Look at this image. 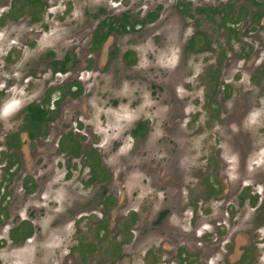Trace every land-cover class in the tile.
I'll use <instances>...</instances> for the list:
<instances>
[{"label": "rangeland", "instance_id": "374dc122", "mask_svg": "<svg viewBox=\"0 0 264 264\" xmlns=\"http://www.w3.org/2000/svg\"><path fill=\"white\" fill-rule=\"evenodd\" d=\"M10 1L0 0V8L8 7ZM120 1L48 0L50 14L44 8L34 26L30 17L22 14L12 20L14 24L0 28V89L6 91L11 86L6 77L14 73L32 76L31 88L25 91L30 97L8 99L16 91L13 89L0 98V111L12 101L4 106L0 119V209L4 213L0 264L107 262L108 256L100 254L97 246V254L86 260L84 255V259L76 258L78 243L93 246L91 229L100 220L101 186L79 191L93 205L87 208L84 202V206H77L79 215L73 220L68 219L73 211H67L68 203L62 200L66 191L76 192L87 179L82 157L68 163L59 154L50 162L53 174L47 182L53 180L55 188L44 190L42 203L37 204L35 196L22 195L25 171H18L17 178L2 173L7 153L3 142L4 136L17 130L18 115L10 114L18 111L12 108L13 102L36 101L48 82H61L60 77L47 74L44 60L48 53L61 59L67 44L84 45L96 22L93 15L116 16L130 10L132 18L140 21L156 5L155 0H126L119 5ZM180 1H192V6L199 7L222 0H202V4L198 0H162L154 22L137 27L131 34L113 36L107 44L108 59L99 65L102 69L84 75L80 97L64 98L59 103L61 120L54 126L77 120L73 135L83 148H95L99 164L113 175L107 186L108 194L116 200L111 222H122L127 212L138 209L143 221L153 222L164 209L169 212L165 222L177 225L188 239L194 226L206 225L204 244L191 242L205 245L208 256L204 264H240L242 257L243 263L264 264V211L250 205L255 192L264 187V80L251 78L253 70L264 65V29L261 33H239L236 42L226 43L225 35L203 21L200 29L210 36L213 49L188 53L184 46L197 29L192 19L173 12V4ZM30 32L40 33V38L28 48L33 42H27ZM251 48L248 57L243 56ZM126 51L134 55L132 66L123 61ZM5 54H10L7 63L3 62ZM210 72L215 74L216 83ZM137 123L147 128L135 139L131 133ZM53 133L59 136L61 130ZM26 199L35 207L42 205V212L32 223V238L14 245L8 239V229L16 226L18 216L26 217ZM215 228L220 236L217 242ZM149 232L141 234L146 242L141 250L157 243ZM113 245L116 243L110 247L112 251ZM170 249L162 254L166 261L171 258ZM128 258L125 255L124 263Z\"/></svg>", "mask_w": 264, "mask_h": 264}, {"label": "flooded vegetation", "instance_id": "af4514ba", "mask_svg": "<svg viewBox=\"0 0 264 264\" xmlns=\"http://www.w3.org/2000/svg\"><path fill=\"white\" fill-rule=\"evenodd\" d=\"M123 1L126 0H121L119 5ZM127 1L130 2L131 0ZM160 1L162 0H155L156 5L153 7V10L151 12H145L140 21L132 18L133 16L130 14V10L124 11L116 16L110 14L93 15L92 18H95L96 22L89 34L88 41L84 45L69 43L67 44V52L61 59L54 58V53H48V59L44 60L47 65V74L51 77H60L61 82L55 85L53 81L48 82L43 92L42 88L40 89L41 91L39 90L40 92L36 101H29L23 104L22 102L19 104L13 102L12 108L18 111L10 114L18 115L15 119V122L18 121V126L16 127V132L4 136L3 147L7 153L4 155L5 161L2 173L10 178H17L20 177L18 176L19 173L26 172L24 186H21L22 195L35 196L37 198L35 203H42L44 190L55 188L54 181L49 180L47 182V178L50 179L51 174H53V168L50 162L53 160L56 161L60 156L59 154L64 155L68 163L82 157V163L88 168L87 179L81 181V186L78 187L77 191H66L65 197L62 198L65 203H68L67 211H73L68 219L73 220L78 217L79 211L77 210V206H84V202L87 200L79 195V191L88 190L95 184L101 186L100 220L91 229L94 231V235L91 237L94 240L93 246L90 243L81 245L82 241L78 243V246H76L78 247L76 250V258L78 260L80 258L84 259L83 255L86 260L93 253L97 254L98 251H94L95 246L98 247L100 254L108 256L105 264H137L135 262L136 258L139 259L138 264H204L208 256L205 245L199 247L191 244L192 241L198 240L204 244L208 235L206 225L202 227L194 226L191 229L193 236L188 239L186 232L182 231L177 225L165 222L169 212L164 209L162 211L160 210L161 212L156 215L153 222L152 220L150 222L143 221L140 209L131 210L130 213L127 212L123 216L122 222H111L109 216L112 209H114L116 200L108 194L107 186L113 175L99 164L97 150L92 147L83 148L80 140L73 135L72 129L77 124V120L63 122V125L59 128H55L54 126L57 121L61 120V116L57 114L59 103L64 98L77 99L80 97L84 89L82 85L84 75H88L93 69H102L99 65L108 59L106 55L108 52L107 44L112 41L113 36L131 34L137 27L154 22L161 8L158 5ZM191 2L180 1L173 4V12L180 14L184 19H192L197 29L184 46V50L189 51L188 53L201 54L213 49V42L210 36L205 32V29H200L203 21L209 23L211 25L209 27H214L216 31L225 35L226 43L236 42L239 33L242 35L250 34L252 31H259L261 33L262 31L260 30L264 29V0H222L216 3V5L213 3L202 4V0H198L202 4L199 7L196 5L192 6L193 2ZM44 8H47L45 11L50 14L51 8L49 7L48 0H11L8 7L0 8V28H3L6 23L14 24L12 20H18V17L22 14L28 15L30 17L29 23L34 26L39 21V18L41 19L40 16ZM123 28L124 32L122 31ZM28 36L29 39L27 42L33 41L28 44L29 48L40 38V33L30 32ZM197 43H199L198 46ZM251 50L252 48L243 56L248 57ZM9 57L10 54H5L3 62H9ZM122 57L127 66L134 65L135 59L131 51L124 52ZM257 59L256 56L253 58V61L257 62ZM30 67H34V64H31ZM214 72L216 74V70ZM215 74L210 72V76H213L211 79L216 83L217 79ZM218 74L219 70L217 67ZM251 78L264 80V65L257 66L253 70ZM31 79L32 76L28 74L24 77L16 73L12 74V76H7L6 80L11 86L6 91L3 88L0 89V98L4 93L13 89L16 91L8 99H24V95L30 97L29 92L25 94V91L31 88L29 84ZM21 83L23 84V89ZM15 84H19V86ZM54 95L55 99L52 100ZM31 97H33L32 93ZM9 102L12 103L11 100H8ZM6 105H4L5 108ZM4 106H2L0 111V119L5 114L3 113ZM32 107H38L39 110L43 111L45 115L42 120H31L30 109ZM137 124L144 125L146 130V124ZM54 129H60L61 135L58 136L53 133ZM89 132L94 134L91 129H89ZM132 137L137 139L141 136L132 135ZM71 168H74V165H71ZM18 171L19 173L16 174ZM68 177L69 174L65 176L67 180ZM83 183L85 186L82 185ZM3 184L7 185L9 183ZM255 194L257 196L251 198L250 205L264 211V187L261 192H255ZM86 204L88 208L93 205V201L89 200ZM26 205L28 206L26 217L22 219L18 216L16 218V226L8 229V239L14 245H19L32 238L35 230L32 223L35 222L36 216L42 212V205L35 207L27 199ZM3 215V210L0 209V222L4 221ZM145 230H151L149 233L154 234L152 238H155L157 243H153L151 244L153 246L141 250L140 247L146 243L141 236ZM214 232L216 233L214 240L217 242L220 239L217 228H215ZM108 233L111 236V240H108ZM114 243H116V245H113L115 250L112 251L114 248L110 247ZM169 247L171 248L169 250L171 252V258L166 261L162 257V254L167 252V248ZM125 255H128L129 258L124 263ZM240 264L255 263L250 261L243 263L242 257Z\"/></svg>", "mask_w": 264, "mask_h": 264}, {"label": "trees", "instance_id": "16d2710c", "mask_svg": "<svg viewBox=\"0 0 264 264\" xmlns=\"http://www.w3.org/2000/svg\"><path fill=\"white\" fill-rule=\"evenodd\" d=\"M135 24V23H134ZM122 31L124 32V28L122 29ZM30 112H31V120H42L43 117H44V113L42 110H39L38 107H32L30 109ZM145 131V128H144V125L142 124H137L135 126V129L134 131L132 132V135H136V136H142V133ZM96 166V165H95ZM97 167V166H96Z\"/></svg>", "mask_w": 264, "mask_h": 264}]
</instances>
